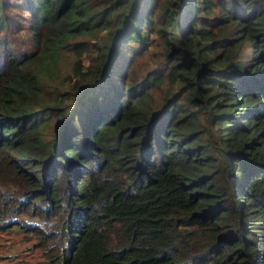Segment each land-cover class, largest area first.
<instances>
[{
  "label": "trees",
  "instance_id": "trees-1",
  "mask_svg": "<svg viewBox=\"0 0 264 264\" xmlns=\"http://www.w3.org/2000/svg\"><path fill=\"white\" fill-rule=\"evenodd\" d=\"M0 230L33 264H264V0H0Z\"/></svg>",
  "mask_w": 264,
  "mask_h": 264
},
{
  "label": "rangeland",
  "instance_id": "rangeland-1",
  "mask_svg": "<svg viewBox=\"0 0 264 264\" xmlns=\"http://www.w3.org/2000/svg\"><path fill=\"white\" fill-rule=\"evenodd\" d=\"M12 42V46L18 49L19 41L12 38ZM33 241L15 230H0V264H33L39 261L41 251L32 245Z\"/></svg>",
  "mask_w": 264,
  "mask_h": 264
}]
</instances>
